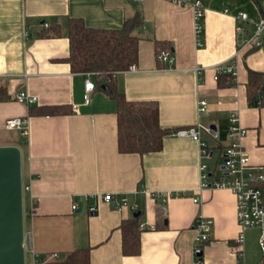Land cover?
<instances>
[{
  "label": "crops",
  "instance_id": "crops-1",
  "mask_svg": "<svg viewBox=\"0 0 264 264\" xmlns=\"http://www.w3.org/2000/svg\"><path fill=\"white\" fill-rule=\"evenodd\" d=\"M203 1L198 46L189 4L0 0V144H16L23 155L22 183L29 185L23 211L27 264L34 255L53 252L57 256L48 260L71 264L63 261L65 252L85 248L87 264H191L197 213L213 221L202 248L204 263L236 262L231 246L238 230L234 195L226 187L199 188V141L167 133L157 151L118 150L115 99L91 76L95 86L84 103L83 74L70 69L65 59L69 17L99 28L118 26L137 14L141 20L132 28L138 39L136 63L114 75L126 99L154 101L159 124L165 127L209 124L217 136L200 131L199 140L211 151L204 161L216 175L220 150L227 142V116L234 110L246 128L241 144L249 161L264 165V104L250 103L245 88L249 68L264 71V42L260 47L243 44L259 18V0ZM239 10L246 11L245 20L236 15ZM42 20L57 25L58 33L50 34L51 28L43 27ZM159 49L171 53V66L157 60ZM220 62L234 63L232 83L213 78L214 66ZM197 66L202 67L199 74ZM19 90L36 95V100L28 105L16 100ZM199 97L206 100L204 112L197 111ZM60 104L63 109L58 113L40 110ZM14 115L27 116L26 133L4 125ZM105 191L136 200L137 214L128 206L117 209L102 200ZM159 192L165 194L163 199ZM72 202H76L74 210ZM90 203L95 207L89 212ZM134 216L138 250L124 253L121 224ZM244 243L245 237L246 254ZM261 257L262 253L257 264Z\"/></svg>",
  "mask_w": 264,
  "mask_h": 264
},
{
  "label": "built area",
  "instance_id": "built-area-1",
  "mask_svg": "<svg viewBox=\"0 0 264 264\" xmlns=\"http://www.w3.org/2000/svg\"><path fill=\"white\" fill-rule=\"evenodd\" d=\"M141 1V0H136ZM179 5L189 4L192 9V29L194 31L195 44L201 46L202 44V26H203V14L205 4L203 0H167ZM261 12L259 18L254 22L253 31L249 33L244 39L243 44L250 46L260 47L264 42V0H259ZM236 15L244 19L247 18L246 11L239 10ZM43 27L49 25L48 21L42 20ZM157 60H162L171 66L173 63V56L165 49H159L156 53ZM134 65H130L133 68ZM213 78L217 80L218 72H225L231 75H235V65L233 62L225 63L220 62L214 66ZM197 73H201L202 67H196ZM96 71L82 72L84 78L83 84V102L87 103L90 99V91L94 88L95 82L91 76L96 74ZM114 76V74H112ZM15 99L28 105L36 100V95L27 93L25 90H19L15 94ZM197 111L204 112L206 110V100L203 97H199L196 100ZM227 142L220 150V172L218 175L214 174L213 170L208 167V163L204 161L205 158L211 154L210 149L203 141H200V131H206L213 136H217L216 131L209 125H203L200 122L191 124L190 126H178L175 127L171 134L192 137L199 141L200 148V163H199V188H221L226 187L233 192L234 205H235V220H237L238 230L237 235L234 237L232 243V249L235 250L236 262L224 263V264H244V249L243 241L245 237V230L255 227L258 230L257 244L262 253L260 264H264V192L262 190V184L264 183V165H254L249 161L248 155L244 146L241 144V138L245 135L246 128L239 122L237 113L233 110L230 111L227 116ZM4 125L8 128H16L21 133H26L27 129V116L14 115L4 120ZM22 183V182H21ZM29 189V185L22 183L21 190L26 191ZM157 195L164 198V193H158ZM102 200L111 202L113 206L119 209L122 206H128L132 211L138 209V202L136 200H130L125 193H119L114 195L109 191H105L100 194ZM193 200H197V196H193ZM95 205L90 203L87 206V210L93 211ZM76 208V202H72L70 209ZM193 239H192V262L191 264H206L202 259L203 245L208 241L210 230L212 228L213 221L208 216L201 213H197L193 219ZM140 227L143 228L144 224L141 223ZM33 262L31 264L38 263V255H34ZM50 257L57 256L56 253L48 254ZM55 264V263H48ZM212 264V263H209ZM221 264V263H213Z\"/></svg>",
  "mask_w": 264,
  "mask_h": 264
},
{
  "label": "trees",
  "instance_id": "trees-1",
  "mask_svg": "<svg viewBox=\"0 0 264 264\" xmlns=\"http://www.w3.org/2000/svg\"><path fill=\"white\" fill-rule=\"evenodd\" d=\"M66 35L68 37V54L65 57L70 69L79 72L96 71L93 78L103 86L105 92L116 101L117 121V149L124 152L137 151L147 153L159 150L162 138L174 128L159 124L158 106L154 101L128 100L115 85V72L129 69L136 63L138 47L137 36L132 33V28L140 22L137 14L128 16L114 27L87 26L79 17H69ZM51 33H58L57 25H49ZM49 34V33H47ZM245 82L247 100L250 103L264 104V71L249 68ZM233 75L218 72L217 81L226 84L232 83ZM62 105H47L42 111L58 113ZM135 216L121 224L122 251L136 253L138 250L137 230ZM80 257H74L76 253ZM64 262L71 264H87V249H77L65 252ZM37 264L57 262L56 259L48 260V255H38Z\"/></svg>",
  "mask_w": 264,
  "mask_h": 264
},
{
  "label": "water",
  "instance_id": "water-1",
  "mask_svg": "<svg viewBox=\"0 0 264 264\" xmlns=\"http://www.w3.org/2000/svg\"><path fill=\"white\" fill-rule=\"evenodd\" d=\"M20 157L16 144H0V264H24Z\"/></svg>",
  "mask_w": 264,
  "mask_h": 264
},
{
  "label": "rangeland",
  "instance_id": "rangeland-1",
  "mask_svg": "<svg viewBox=\"0 0 264 264\" xmlns=\"http://www.w3.org/2000/svg\"><path fill=\"white\" fill-rule=\"evenodd\" d=\"M23 166V155L20 157V168H21V182L24 180V169L22 168ZM22 197V212L24 211V208L26 207L28 197H26L25 191H22L21 194ZM24 213V212H23ZM25 222V215H23V224ZM258 230L256 228L252 229H246L244 234H245V249H246V254H244V262L245 264H257L256 259L260 256L261 253H259V249L256 247V239L258 236ZM25 238V235L23 236ZM25 242H27L25 239H23ZM23 256H24V264H27L29 261V251L27 244L24 246L23 250Z\"/></svg>",
  "mask_w": 264,
  "mask_h": 264
}]
</instances>
